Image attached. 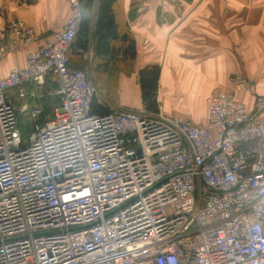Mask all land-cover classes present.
<instances>
[{"label":"built area","instance_id":"2783aa9c","mask_svg":"<svg viewBox=\"0 0 264 264\" xmlns=\"http://www.w3.org/2000/svg\"><path fill=\"white\" fill-rule=\"evenodd\" d=\"M66 1L52 39L21 20L0 27V62L26 51L0 77V264H264V95L232 77V92L207 98L204 126L92 114L97 88L69 66L84 13ZM48 83L61 103L43 120L27 100Z\"/></svg>","mask_w":264,"mask_h":264},{"label":"crops","instance_id":"0c3cea01","mask_svg":"<svg viewBox=\"0 0 264 264\" xmlns=\"http://www.w3.org/2000/svg\"><path fill=\"white\" fill-rule=\"evenodd\" d=\"M98 1L88 19V48L72 51L71 67L83 69L93 83L97 78L93 68L114 80L116 98L96 96L107 113L134 110L204 126L207 98L214 90L232 92V77H246L264 95V0H120L115 20L120 37L134 41L133 60L95 56L92 34ZM68 15L66 0H0V27L21 20L46 38L63 28ZM117 60L134 63V69L98 68V62ZM25 62L26 51L12 52L0 62V77L23 68ZM149 65L161 69L157 113L148 112L142 100L139 72ZM236 96L253 108L249 95ZM259 120L264 125V112Z\"/></svg>","mask_w":264,"mask_h":264},{"label":"trees","instance_id":"16d2710c","mask_svg":"<svg viewBox=\"0 0 264 264\" xmlns=\"http://www.w3.org/2000/svg\"><path fill=\"white\" fill-rule=\"evenodd\" d=\"M83 10L84 17L79 29L78 35L72 45L69 53V66L71 67V54L73 50L82 49L83 51L88 48L90 27L89 17L93 12L96 0H78ZM120 0H99L97 10L96 28L92 34V38L95 42V56L96 57H108L110 59L123 58L124 60L135 58L134 53V41L130 40L127 36H121L118 33V28L115 20V14L118 13V2ZM130 45V46H129ZM80 55V54H78ZM80 69V68H72ZM83 70V69H81ZM159 65H149L139 72L140 86L142 90V100L144 106L148 112H158L157 103V90L158 82L160 78ZM57 89V85H54V89ZM50 99L47 104L48 111L54 110L60 105V98L54 97ZM97 97L92 101V114L103 115L107 114L104 108L97 104ZM53 115V114H52ZM51 115V117H52ZM45 117V116H44ZM50 118H42L43 120H49ZM19 125L23 134L30 129L26 123L21 122L19 117Z\"/></svg>","mask_w":264,"mask_h":264},{"label":"rangeland","instance_id":"374dc122","mask_svg":"<svg viewBox=\"0 0 264 264\" xmlns=\"http://www.w3.org/2000/svg\"><path fill=\"white\" fill-rule=\"evenodd\" d=\"M97 64H98V68L103 66L104 68L110 69V70H122V71L124 70V71L130 72L134 69V63L124 62L121 60H117L115 62H110V61L98 62ZM93 72L94 74L97 75V78L94 79V84L97 88V95H102L104 93L103 95H105L106 98L108 97L110 98L109 101L116 98L114 97V93L116 90V86H114L113 84L114 80L112 78H106L105 76L103 77L101 71H97L95 68H93ZM53 89H54V84L48 83L45 91L40 93L37 99L27 100V103L30 105L31 109H34L37 107H41L43 109L42 118H50L51 115L53 114L54 110L51 109V111H48L47 109V106H48L47 102L50 99H55L54 97H56L52 95ZM10 93H11V96L14 98L16 108L19 111L21 105L26 101H22L20 99V96L18 95L16 90L11 91ZM19 117L21 119V122L26 123L28 126L30 125L31 121L28 118V115H21ZM29 133L30 131L28 130L24 134L27 137Z\"/></svg>","mask_w":264,"mask_h":264}]
</instances>
